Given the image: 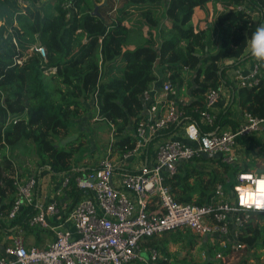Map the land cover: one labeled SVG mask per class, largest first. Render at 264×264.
Returning <instances> with one entry per match:
<instances>
[{
	"label": "trees",
	"instance_id": "16d2710c",
	"mask_svg": "<svg viewBox=\"0 0 264 264\" xmlns=\"http://www.w3.org/2000/svg\"><path fill=\"white\" fill-rule=\"evenodd\" d=\"M23 1L27 4L21 8L18 0H0V212L10 209L16 193L13 156L28 146L34 149L38 178L68 177L60 203L65 199L70 209L80 200L84 192L76 188L74 179L82 170L73 165L75 150L64 148L79 149L88 141L84 134L78 143L69 139L70 120L93 110L111 132L108 157L120 161L135 146L136 127L145 121L148 102L141 94L158 83L154 68L160 87L169 81L177 90V101L181 89L188 100L178 101L179 119L153 139L167 138L189 122L204 133L235 129L237 123L229 120L227 107L216 115L212 127L199 118L206 93L219 91L223 84L235 91L233 103L241 113L264 119V66H257L258 83L253 87H236L226 78L228 70L250 59L245 44L255 27L264 24V0H123L112 14L106 1L100 2L97 14H92L97 0ZM199 14L204 18L200 20ZM165 21L169 27L163 26ZM137 27L143 44L133 47L128 38ZM35 46L44 48L45 58L30 51ZM238 169L203 155L180 162L163 184L175 202L201 207L209 204L216 186L232 188ZM29 174L20 171L18 177ZM34 213L24 208L12 222L2 221L1 229L31 230L27 220ZM192 236L187 229L159 235L153 264H180L169 243H180L179 249L187 254L197 244ZM238 241L244 245L239 252L255 260L249 263L244 257L239 264H264L262 213H251L239 229ZM202 242L205 264H224L215 255L221 252L228 258L233 253L207 238Z\"/></svg>",
	"mask_w": 264,
	"mask_h": 264
},
{
	"label": "built area",
	"instance_id": "2783aa9c",
	"mask_svg": "<svg viewBox=\"0 0 264 264\" xmlns=\"http://www.w3.org/2000/svg\"><path fill=\"white\" fill-rule=\"evenodd\" d=\"M17 3L21 8L27 4L23 0ZM119 3L120 0H111L109 14L119 8ZM69 16L67 14L66 18ZM32 49L45 58L42 46H35L30 51ZM256 74L257 64L245 73L241 70L234 73L238 85L246 87L257 85ZM161 93L159 101L156 90L149 87L142 92L143 100L148 102L145 121L136 127L135 146L123 154L120 163L105 156L96 168L75 177V186L84 195L68 210L65 219L60 217V208L66 204L61 205L56 200L68 185L66 175L54 192V199L45 204L35 197L39 183L37 175L32 173L20 179L15 172L16 193L10 209L6 213L0 212V231L3 230L2 221L12 222L24 208L30 207L35 213L27 220L28 228L38 227L50 232L53 239L46 248H28L23 239L24 230L14 226L0 256V264H153L157 252L142 243L176 229H187L211 243L216 241L222 250L237 253L244 249L238 241L239 229L251 213L236 207L235 201L237 194L243 196L246 193V189L238 187L248 179L243 173L264 171V119L242 112L241 122L235 129L215 133L201 132L196 123L189 122L184 126L185 142L164 141L156 147L151 161L139 162L138 159L146 155L148 140L175 123L181 115L177 110L180 100L176 99V88L165 81ZM218 98L219 91L206 93L204 109L199 113L204 126L214 125L213 108ZM159 105L163 106L162 114L158 111ZM259 134L262 145L254 147L257 155L246 157L241 152L243 146L237 145L242 139ZM203 155L215 156L225 165L239 166L234 185L231 189L216 186L209 204L201 207L175 202L163 184L164 179L176 172L180 162ZM131 161H134L131 168L120 170ZM251 161L257 166H244ZM48 218L57 223H50ZM65 223L70 226H64ZM215 258L224 260L221 252Z\"/></svg>",
	"mask_w": 264,
	"mask_h": 264
},
{
	"label": "crops",
	"instance_id": "0c3cea01",
	"mask_svg": "<svg viewBox=\"0 0 264 264\" xmlns=\"http://www.w3.org/2000/svg\"><path fill=\"white\" fill-rule=\"evenodd\" d=\"M96 6L100 7L101 4H97ZM198 17L201 20V19L204 18V15L203 14H199ZM163 26L169 27V24L165 21V22H163ZM255 65H256V62L253 61L250 58L249 60L243 62L237 69L228 70L227 73H226L227 81L233 82L234 85L237 87L238 82L235 79V75H234L235 71L241 70V71H243L245 73L248 70L253 69ZM155 72H156V74H158V83H153L152 85H150V88H152L153 90H156V94H158V99L160 101L161 100V95H162L161 87H160V83H159L160 82V80H159L160 76H159L158 70H156ZM157 84H158V88H157ZM234 92L235 91H233V89H232V87L230 85L223 84L220 87V89H219V98H218V101H217V103L215 104V106L213 108V113L215 115H217L220 112H225V108L227 107L229 109V115H230V119L229 120H231V121L237 123V125H239L240 122H241V112L239 111V108H238L237 104L233 103ZM185 95H186V92H183V90L181 89V93L179 95V100H183L184 102H186L188 100V97L187 96L185 97ZM163 110H164L163 106L159 105L158 111H159L160 114L163 113ZM83 120H84L83 116L79 117V118L75 117L72 120H70V122H71V125L73 126V124H79L80 122H83ZM92 120L101 122V121H99L96 118V116H95V118L92 116ZM102 124L106 127V129H108V132L110 133L109 135L111 137V132H110L109 126H107L103 122H102ZM226 126H227V124H226ZM215 132H218V129H216L215 131H213V130L207 131V133H215ZM72 133H75V132H72ZM261 136H262L261 134L253 136V137H251L250 140H248L246 143H243V144H241V142H240V144L237 143L238 144L237 146H243L242 150H241L242 154H244L246 157H248V156L249 157L250 156H256L258 152H257L256 149H254V147L262 145ZM184 139H185V137H184V125L178 131H176L174 134L170 135L167 138H158V139L154 138L153 139V137H152V138H150L148 140V143L146 145V146H148L146 155L142 156L140 159H138V161L139 162L143 161V163L151 161L153 159V155H154L156 147L159 146L164 141H168V140L185 141ZM262 146H264V145H262ZM148 149H150V150H148ZM107 151H108V149H107ZM107 151H106V153H107ZM107 156H108V154H107ZM111 159L115 163H120L121 160H122L121 159L120 161H116L113 158H111ZM251 162L245 163L244 166L245 167H252L253 165H254V167L257 166V163L255 161L254 162L251 161ZM255 163H256V165H255ZM133 164H134V161H131V162H129V164H127V166H125L123 168H120V170L121 169H126V168L127 169L131 168L133 166ZM86 168H88V167L81 168L82 172H87V171H85ZM44 176H45V178H42L43 176H40L38 178V182L39 183H38V185L36 187L35 197L40 199L43 203L48 204L54 199V192L59 188V185L61 183V179H62V177L64 175H58V176L54 177V176H51L50 174H45ZM60 198L61 197L57 198L56 201L59 204H61V205L63 203L66 204L65 207L60 208V211H61L60 217L65 219L66 216L68 215V210H69L70 203L68 201H66L65 199H63L61 201V203H60V201H59ZM48 220L52 224L57 223V222L54 221L55 219L48 218ZM60 222L61 221H59V223ZM64 226L69 227L70 225L68 223H65ZM11 235H12L11 228L7 229V230H1V232H0V236H1V240H0V255L1 256H2V253H3V248L8 244V237H10ZM192 235H193L192 237H194V239L196 240L197 236H195L193 233H192ZM23 239H24L25 245L28 248H30V247L46 248L47 245L52 241L53 236H52V234L50 232L41 230L40 228L36 227V228H31V230L28 229L27 231H23ZM148 241H150V243L152 241V245L149 244ZM210 244H217V243L215 241L214 243L210 242ZM142 245L144 247H147V248L150 247L152 249H155V251L157 252V258H158V250L156 249V247L158 248V236L143 242Z\"/></svg>",
	"mask_w": 264,
	"mask_h": 264
},
{
	"label": "rangeland",
	"instance_id": "374dc122",
	"mask_svg": "<svg viewBox=\"0 0 264 264\" xmlns=\"http://www.w3.org/2000/svg\"><path fill=\"white\" fill-rule=\"evenodd\" d=\"M97 4H101L100 2L106 1L107 4L111 2V0H97ZM123 5V0H120L119 7ZM106 10L102 11V14H105ZM142 41L140 30L139 28H135L129 35L128 38V44L132 45L133 47L140 46ZM117 62H122L121 59H117ZM156 71L157 68H154ZM46 74V73H44ZM92 116L95 118V114L93 110H90L86 114L83 115L84 120L83 122H80L79 124H73L72 126V132L69 139H72L73 143L80 142L81 139H83L82 135L84 134V137L88 143H84L85 146H79V149L77 146H66L64 149H74L73 154V162L74 167L76 169L83 168V167H96L101 159H103L108 154V147L111 144V137L110 133L108 132V129L102 124V122L93 121ZM80 131V132H79ZM78 132V133H77ZM82 134V135H81ZM84 149H83V148ZM107 151V153H106ZM14 157V165H15V171H17V175L29 171L30 173H33L35 175V169L34 163L36 162V156L34 155V149L32 146H28L27 148L23 150H19L18 153H15ZM17 165V166H16ZM18 167V169H17ZM30 175V174H29ZM28 176V175H26ZM42 178H45L43 176ZM47 184V183H46ZM251 216V215H250ZM194 239V237H192ZM195 240V239H194ZM197 244L193 247L191 252L187 253L181 251L179 248H181V244H171L169 243V251L171 254L175 255L178 259L180 264H205L204 259V252L205 247L202 242V239L197 237L196 238ZM244 257H249L248 262H255L251 254L246 255L243 251L238 253H232L228 258L224 257L223 263L224 264H239L241 260Z\"/></svg>",
	"mask_w": 264,
	"mask_h": 264
},
{
	"label": "clouds",
	"instance_id": "9594fccd",
	"mask_svg": "<svg viewBox=\"0 0 264 264\" xmlns=\"http://www.w3.org/2000/svg\"><path fill=\"white\" fill-rule=\"evenodd\" d=\"M245 47L257 66H264V24L255 27ZM243 175L248 179L238 187L246 189V193L243 196L237 194L235 206L250 213H264V171L245 172Z\"/></svg>",
	"mask_w": 264,
	"mask_h": 264
},
{
	"label": "water",
	"instance_id": "95a60500",
	"mask_svg": "<svg viewBox=\"0 0 264 264\" xmlns=\"http://www.w3.org/2000/svg\"><path fill=\"white\" fill-rule=\"evenodd\" d=\"M98 7H99V6H95V7L93 8V12H92V14H97Z\"/></svg>",
	"mask_w": 264,
	"mask_h": 264
}]
</instances>
